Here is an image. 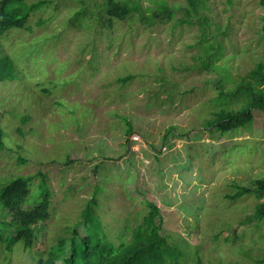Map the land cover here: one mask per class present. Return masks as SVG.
Instances as JSON below:
<instances>
[{"label": "rangeland", "instance_id": "1", "mask_svg": "<svg viewBox=\"0 0 264 264\" xmlns=\"http://www.w3.org/2000/svg\"><path fill=\"white\" fill-rule=\"evenodd\" d=\"M127 1L138 10L125 20L108 16L105 0L11 7L31 30L0 36L16 76L0 82V188L46 173L50 219L31 248L19 241L9 251L5 236L0 264H39L60 240L70 252L98 223L115 245L127 243L148 202L178 256L167 264H264V219L247 221L264 197H228L264 178V114L228 133L207 128L215 112L246 102L222 100L215 82L235 90L263 60L259 0H203V24L187 0ZM211 43H221L220 70L204 68ZM41 200L37 176L23 208ZM10 220L0 204V221Z\"/></svg>", "mask_w": 264, "mask_h": 264}, {"label": "trees", "instance_id": "2", "mask_svg": "<svg viewBox=\"0 0 264 264\" xmlns=\"http://www.w3.org/2000/svg\"><path fill=\"white\" fill-rule=\"evenodd\" d=\"M23 1L0 0V36L13 28L31 30L27 25V14H20L11 8L13 4ZM202 2L203 0H187L188 10L198 14V20L203 24L207 20V16L205 17L200 9ZM259 2L263 11L261 32L264 37V0H259ZM43 3V1L32 3L31 7L35 8ZM102 8L108 16L119 20H125L138 10L127 0H105ZM158 10L171 14V10L167 9L166 5L161 4ZM156 16L157 13L153 11L151 21ZM203 37L210 43V37L205 30ZM221 49V43L212 44L211 48L209 45L205 47L207 60L204 62V68L206 70H211L213 66L220 70L221 66L215 64V61ZM15 78L14 61L10 56H0V82L14 81ZM131 78L133 76L122 80L129 81ZM249 78L242 81L235 90L228 92L224 90L219 81L215 82L222 100L227 102L242 95L246 98V102L243 109L240 110L225 107V109L215 112L213 118L208 121L207 128L228 133L252 124L255 121V112L259 111L264 114V57L251 70ZM26 121L27 119L23 122ZM3 136L4 132L0 127V148L4 147ZM20 160L26 161L27 158L21 156ZM37 176H41L42 200L35 208L24 209L23 203L29 193V184ZM246 193H255L259 198H263L264 178H258L240 186L235 193L228 197L236 199ZM0 204L11 212L10 221H0V242L6 236V245L9 251L19 241L24 242L26 249L33 247L37 226L50 219V187L47 174L39 172L13 177L0 188ZM148 206L149 214L144 218L143 223L134 229L129 242L115 245L102 233L101 225L98 223V226L93 227L94 233L85 235L79 241H73L70 252H66L65 242L60 240L51 256L48 259H41L39 264H167L169 258L177 260L178 256L174 253L173 246L170 245L161 222H158L161 216L160 208L153 202H148ZM263 219L264 203H260L256 206L254 214L247 217V221Z\"/></svg>", "mask_w": 264, "mask_h": 264}, {"label": "built area", "instance_id": "3", "mask_svg": "<svg viewBox=\"0 0 264 264\" xmlns=\"http://www.w3.org/2000/svg\"><path fill=\"white\" fill-rule=\"evenodd\" d=\"M133 137V139H135V140H139L140 139V135L139 134H136V135H134V136H132Z\"/></svg>", "mask_w": 264, "mask_h": 264}]
</instances>
